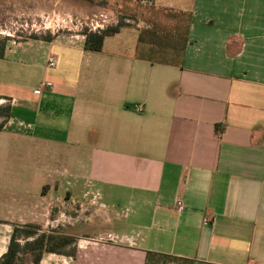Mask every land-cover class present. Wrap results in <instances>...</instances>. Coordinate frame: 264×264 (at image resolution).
I'll return each instance as SVG.
<instances>
[{
	"label": "crops",
	"instance_id": "0c3cea01",
	"mask_svg": "<svg viewBox=\"0 0 264 264\" xmlns=\"http://www.w3.org/2000/svg\"><path fill=\"white\" fill-rule=\"evenodd\" d=\"M182 5L178 65L138 53L146 21L101 51L57 38L6 48L1 61L40 77L14 85L0 70V102L13 107L0 129V257L15 224L67 219L123 230L89 235L88 264H144L148 250L264 264V0Z\"/></svg>",
	"mask_w": 264,
	"mask_h": 264
},
{
	"label": "rangeland",
	"instance_id": "374dc122",
	"mask_svg": "<svg viewBox=\"0 0 264 264\" xmlns=\"http://www.w3.org/2000/svg\"><path fill=\"white\" fill-rule=\"evenodd\" d=\"M182 1L187 4L191 0H173V8H168L156 4L154 0H0V45L5 48L18 45L24 41L33 40L32 36H43L51 34L54 39H61L65 42L77 43L84 39L83 32L86 29H101L107 25H114L119 20H123L124 26L136 28L138 24L144 25V20L155 18L163 20L167 24L175 23L176 20H169L166 14L177 13V8H181ZM181 24H184L182 21ZM95 27V29L93 28ZM129 34H123V43L127 42ZM29 64L14 60L1 61L0 70L2 74L11 75L7 82L17 84H30V81L39 79L38 71H29ZM4 77H0V89L4 90L6 83ZM7 84V83H6ZM29 86V85H28ZM31 89L30 87H28ZM8 101L0 102L1 104ZM21 109V108H20ZM3 118L0 117V122ZM80 202L73 204L82 208ZM83 205V204H82ZM84 212L86 209L83 210ZM65 219L64 226L57 228L42 227L44 230L55 229L58 232L69 233L75 236L72 245L66 248L69 253H74L71 257L65 254L46 253L40 264H88L86 252L92 246L91 236L101 234V238H107L104 232L111 231L121 233L123 230L110 224L102 222L95 227H88L80 220L77 225L70 227ZM95 225V224H94ZM84 255V256H82ZM175 264V263H168Z\"/></svg>",
	"mask_w": 264,
	"mask_h": 264
},
{
	"label": "trees",
	"instance_id": "16d2710c",
	"mask_svg": "<svg viewBox=\"0 0 264 264\" xmlns=\"http://www.w3.org/2000/svg\"><path fill=\"white\" fill-rule=\"evenodd\" d=\"M169 20L175 23L167 24L163 20L149 18L146 22L150 27L143 28L138 36V53L142 58L152 62H162L178 65L188 42V23L191 13L177 12L166 14ZM145 21V20H144ZM184 24H181V22ZM125 23L119 20L114 25H107L101 29H86L84 34V48L91 51H101L107 36L118 33ZM35 39L51 41V34L32 36ZM145 44L150 46L146 47ZM5 45H0V58L5 56ZM13 107L10 103L0 105V129L12 116ZM75 236L69 233L58 232L55 229L44 230L37 223L15 224L10 235L6 252L0 257V264H40L45 253L74 255L66 248L72 245ZM193 264L190 259L180 258L171 254L148 250L144 264Z\"/></svg>",
	"mask_w": 264,
	"mask_h": 264
},
{
	"label": "built area",
	"instance_id": "2783aa9c",
	"mask_svg": "<svg viewBox=\"0 0 264 264\" xmlns=\"http://www.w3.org/2000/svg\"><path fill=\"white\" fill-rule=\"evenodd\" d=\"M93 28L95 29V27H93ZM54 64H55V58H54L53 56L49 57V59H48V65L52 66V65H54ZM45 86H47V83H42L41 86H40L39 88L36 89V92H37V93H40L41 90H42ZM135 108H136L137 111H142V110H143V107H142L141 105H136ZM176 206H177V208H178L179 210H183V209H184L185 204H184V202H183V200H182L181 198L176 200Z\"/></svg>",
	"mask_w": 264,
	"mask_h": 264
}]
</instances>
